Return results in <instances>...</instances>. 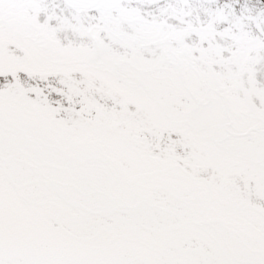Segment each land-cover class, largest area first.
I'll use <instances>...</instances> for the list:
<instances>
[{"label": "snow or ice", "instance_id": "snow-or-ice-1", "mask_svg": "<svg viewBox=\"0 0 264 264\" xmlns=\"http://www.w3.org/2000/svg\"><path fill=\"white\" fill-rule=\"evenodd\" d=\"M0 264H264V0H0Z\"/></svg>", "mask_w": 264, "mask_h": 264}]
</instances>
